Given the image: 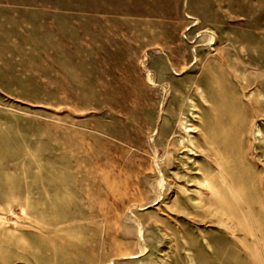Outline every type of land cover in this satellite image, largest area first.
<instances>
[{
    "label": "rangeland",
    "instance_id": "rangeland-1",
    "mask_svg": "<svg viewBox=\"0 0 264 264\" xmlns=\"http://www.w3.org/2000/svg\"><path fill=\"white\" fill-rule=\"evenodd\" d=\"M205 30L214 50L197 47L201 64L221 72L203 101L194 83L206 73L187 64ZM187 157L202 174L199 208L174 185L177 173L191 187ZM238 196L264 228V0H0V264L139 254L133 216L148 262L253 264L264 229L245 254L209 214L210 201Z\"/></svg>",
    "mask_w": 264,
    "mask_h": 264
},
{
    "label": "bare ground",
    "instance_id": "bare-ground-1",
    "mask_svg": "<svg viewBox=\"0 0 264 264\" xmlns=\"http://www.w3.org/2000/svg\"><path fill=\"white\" fill-rule=\"evenodd\" d=\"M195 22L196 21H194V24H196ZM199 35H202V38L204 40L206 39V43H200L199 42L196 45L191 46L192 59L187 64V66H189L193 62L197 63V64H199L198 66H200L199 67L200 72H203V74L206 73L205 74L206 76L204 78L200 77L194 83V86H195V93L194 94L196 96L200 97L201 100L206 101V90L202 87V84H203V82L204 83L207 82L208 84L214 83V80H213L214 74L220 73L221 71L218 70L217 72H214L212 70H206L202 66V64H201L202 63V56H200L198 54L197 47L206 45L205 46L206 48L204 49V51L207 52L206 54L210 53L211 50H214V48L212 46L214 44L213 40L215 39V37L208 30H205L203 32V34L199 33ZM223 68L227 69L228 71H229V68L234 70V68H233L231 62L228 60V58H226L224 60ZM199 74H201V73H199ZM180 126L183 128V130L185 132V136H184L181 143L183 144L184 148H187V151L188 150H194L195 144L193 142V137L190 135V132H191V130H194V127L189 126L187 124V119H185V118H183L180 121ZM183 142H185V144ZM213 152L209 153L207 151L206 156H210V158H211L212 154H214ZM185 153H187V152H185ZM187 158L190 160L191 166L187 167V170L189 172L187 173L185 182L190 183L189 185H191V187H187V186H185V184L179 183L178 179H176L178 177L177 173H173L174 174L173 177L174 178L176 177L174 185L177 184V186H178L177 189L179 190L180 193H182L185 196L188 203L193 205V207L199 208L201 206L200 201L199 202L197 201L198 196H196L195 194L198 192L201 193V188H200L201 186L199 185V179L198 178L200 176L202 177V174H201L200 168L197 164V160L193 159L191 157H187ZM213 158H211V159H213ZM164 160H166L167 163L170 162V157H169L168 152H166V154L164 155ZM218 164H219V162H218ZM154 165L156 168V172L159 175L158 176L159 179H158L157 183H155V184H157L156 187L158 190V197H159L160 194L163 192V189L167 188V181L164 177L163 171L160 167V163H159V160L157 157L155 158V164ZM217 175H218V178L220 180V184L224 188V191H227L228 194L231 195L232 192L234 191V188H233L234 183H232L231 178L223 176L225 174L221 175L219 173ZM210 189H212V188H210ZM211 192L214 193L213 189L211 190ZM210 203L213 205L215 204V205H214V207H212V208H214V211L211 210L209 214L213 215L215 212H217V214H218L217 217L215 218V220H213V222H215L218 225H223L225 227L223 232L225 233L226 238L229 241H236V242L241 243L245 254H249L248 240L249 239H254V240L256 239L255 242L261 241V239L258 238L259 237L258 235L261 234L262 229H264L262 226H260L259 224H256V222H255L256 219H255L254 211L252 208L251 200L246 196H238L235 199L234 207L229 206V204L224 199L222 201H219V202H216V200H214V203L210 201ZM168 206L170 208L174 207L173 204H170ZM210 215L208 217H210ZM133 218L135 219V221L137 223L136 237H137V240L139 242V254H131V255H126V256H122V257H116L115 259H110L109 261L111 264H115L116 261H122V260H132V261H134L135 264H153L151 261L150 262L146 261V254L149 252V246H148V243H147L145 235H144V225L137 217L133 216ZM252 223H254V225L251 227L250 225ZM261 238H264V237H261ZM203 239L205 240L204 237H203ZM152 244H153V242H152ZM205 246L207 247L208 252H210V254L214 253L216 251V249H214L212 247V245L209 243V241H206ZM165 255L166 254H164V256ZM185 259L187 260V262L189 264H200L195 259L193 254H185ZM162 264H168V263L166 261H163ZM253 264H264V258L254 260Z\"/></svg>",
    "mask_w": 264,
    "mask_h": 264
}]
</instances>
